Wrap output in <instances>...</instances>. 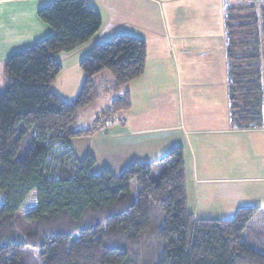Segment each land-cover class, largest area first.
Instances as JSON below:
<instances>
[{
    "label": "trees",
    "instance_id": "obj_1",
    "mask_svg": "<svg viewBox=\"0 0 264 264\" xmlns=\"http://www.w3.org/2000/svg\"><path fill=\"white\" fill-rule=\"evenodd\" d=\"M260 1L225 9L228 102L239 129L264 127ZM38 15L53 32L5 61L7 82L0 90V264H29L28 247L38 249L39 264H264L256 239L260 227H248L259 207H240L233 217L217 220L197 219L190 212L181 146L154 162L134 161L118 175L109 168L95 171L90 152L84 158L75 155L74 139L93 135L131 108L125 91L92 126L74 129L79 111L95 104L102 90L121 89L144 74L147 42L119 34L95 44L81 61L82 87L67 101L51 89L62 70L57 55L90 41L102 16L88 0H52ZM106 70L109 88L107 79L95 81ZM133 180L137 197L131 193ZM33 190L36 206L23 218L26 229L34 231L26 233L13 220ZM153 210L164 215L158 242L147 239Z\"/></svg>",
    "mask_w": 264,
    "mask_h": 264
},
{
    "label": "crops",
    "instance_id": "obj_2",
    "mask_svg": "<svg viewBox=\"0 0 264 264\" xmlns=\"http://www.w3.org/2000/svg\"><path fill=\"white\" fill-rule=\"evenodd\" d=\"M51 1L0 0L3 81L12 54L53 32L38 15ZM251 1L88 0L101 14L102 25L72 52L90 49L104 27L114 33L130 29L124 32L130 35L137 31L135 36L147 42L144 74L121 89L101 92L100 99L113 92L104 108L125 91L132 106L90 136L96 139L89 146L97 161L94 170L109 168L118 175L134 161L154 162L181 146L187 204L197 219L231 218L245 206L259 207L257 215L264 212V127L233 126L227 89L225 9Z\"/></svg>",
    "mask_w": 264,
    "mask_h": 264
},
{
    "label": "rangeland",
    "instance_id": "obj_3",
    "mask_svg": "<svg viewBox=\"0 0 264 264\" xmlns=\"http://www.w3.org/2000/svg\"><path fill=\"white\" fill-rule=\"evenodd\" d=\"M219 4V2L215 1L214 5ZM226 6V5H225ZM227 8V7H226ZM215 11V8H213V12ZM130 29H124V31H119L117 33H114V31H105V27L99 32L97 39L100 38L97 41H91L92 44H90L89 48H79L75 52H61V54L57 55V60L62 63V70L58 74L57 78L51 85V89L54 93H56L58 96L63 98L64 100L71 101L75 99L82 87L83 81L85 79V73L81 67V61L82 59L90 54L93 50V46L98 43L105 42L112 37L119 35V34H131V33H124V32H130ZM135 34H138V32H134ZM135 34H132L135 36ZM137 36V35H136ZM89 47V46H87ZM82 49V50H81ZM107 79L105 80L104 86L108 87L110 84L111 74L109 71H104L103 74L99 77H96V80L99 81V79ZM4 79H0V83L2 85V82H7L6 79V73H5V81ZM3 85L1 87V90L4 88ZM110 87V86H109ZM113 96V92L111 93H103L102 98L97 101L94 105H91L87 108L81 109L79 113V117L74 124L75 130H81L86 129L89 126H92L93 122L96 120L98 114L100 111L104 108V106L107 104V101L109 97ZM90 143L94 145L96 143L95 136L90 137H82L78 139H74L71 142L72 149L74 148L77 150V153L80 154L81 158H84L87 152H89V146ZM30 146V142L24 143L22 149L23 152H25ZM75 153V151H74ZM76 155V154H75ZM77 156V155H76ZM95 171H98L97 169ZM139 186L137 184L136 180H133L131 183V193L133 196L137 197L138 195ZM36 199H37V192L33 190L26 201L24 202L21 210L17 213L15 216V219L13 220V224L15 226L19 225L20 229L24 230L26 233L34 230L26 229V224H24V218L23 215L28 210L33 209L36 206ZM264 208V207H263ZM159 213V214H158ZM154 215V222L152 226V231L148 232L147 239L149 241L158 242L159 241V230L162 227L164 223V215L162 212L158 210V212L155 213L153 210ZM19 220V222L17 221ZM20 223V224H19ZM67 226V225H66ZM250 228H258L259 232L257 233V240L260 242V248L264 249V212L260 213L259 215H256L255 220L250 222L248 225ZM21 230V231H22ZM248 231V230H247ZM246 231V233H247ZM23 233V232H22ZM247 235V234H246ZM244 234V237H246ZM251 238V237H250ZM252 239V238H251ZM253 243V241H251ZM141 251V249H140ZM26 260H28L29 264H39V251L36 248L28 247L24 254Z\"/></svg>",
    "mask_w": 264,
    "mask_h": 264
}]
</instances>
